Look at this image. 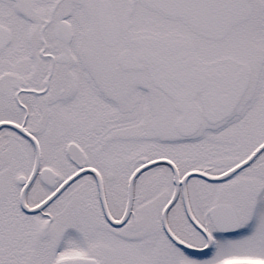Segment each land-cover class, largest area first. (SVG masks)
<instances>
[{
    "label": "snow or ice",
    "instance_id": "1",
    "mask_svg": "<svg viewBox=\"0 0 264 264\" xmlns=\"http://www.w3.org/2000/svg\"><path fill=\"white\" fill-rule=\"evenodd\" d=\"M0 264H264V0H0Z\"/></svg>",
    "mask_w": 264,
    "mask_h": 264
}]
</instances>
